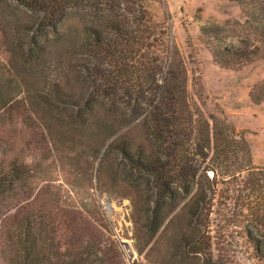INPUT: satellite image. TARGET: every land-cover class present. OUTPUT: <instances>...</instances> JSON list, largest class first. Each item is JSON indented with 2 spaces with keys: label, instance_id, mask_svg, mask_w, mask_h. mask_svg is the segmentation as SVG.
<instances>
[{
  "label": "trees",
  "instance_id": "trees-1",
  "mask_svg": "<svg viewBox=\"0 0 264 264\" xmlns=\"http://www.w3.org/2000/svg\"><path fill=\"white\" fill-rule=\"evenodd\" d=\"M153 1L0 0V32L12 54L0 75V122L30 127L25 138L39 145L41 130L49 153L86 143L101 155L93 166L100 187L141 197L137 246L151 245L169 215L182 214L189 234L173 241L172 264H233L216 255L212 234L220 187L229 186V199L242 184L241 221L231 223L246 236L248 264H264V168L226 123L193 112L186 68ZM229 1L245 21L203 34L219 65L241 69L264 60V0ZM73 18L82 28L68 33ZM251 98L264 103V80ZM133 129H143L147 144L130 136ZM12 155L0 152L3 264H125L114 234H104L83 203L43 188L42 178L35 197L42 165ZM224 207L232 221L235 211Z\"/></svg>",
  "mask_w": 264,
  "mask_h": 264
},
{
  "label": "rangeland",
  "instance_id": "rangeland-1",
  "mask_svg": "<svg viewBox=\"0 0 264 264\" xmlns=\"http://www.w3.org/2000/svg\"><path fill=\"white\" fill-rule=\"evenodd\" d=\"M151 10L156 20L166 27L168 44L184 63L193 112L200 111L206 119L214 116L226 123L232 128L234 138L243 137L250 145L253 164L264 168V103L256 105L251 98L254 87L264 80V60L241 69L222 67L214 60L209 40L203 34L204 28L222 27L232 21L244 22L240 6L229 0H155L151 2ZM81 28L79 19L73 18L64 29L73 33ZM11 55V49L0 32V75L2 69H9ZM35 75L40 82L39 69ZM46 78L54 81L57 76L49 72ZM30 129L7 121L0 122V152L7 149L10 154L13 153L14 159L42 165L32 185L35 197L40 192L42 180H47L48 183L42 184L43 188L52 186L51 191L61 193L66 200L83 203L103 233L110 231L114 234L125 264H172L169 258L174 252L173 241L189 234L182 214L169 215L151 245L137 246V232L144 224L141 197L132 191L100 187L93 166L97 170L101 155L97 158L86 143L57 145L58 151L49 153L41 130L40 145L34 139L26 140L24 133H30ZM144 134L143 129H133L130 136L137 143H146ZM210 175L213 173L210 172ZM236 183L239 185L240 182L233 185ZM228 188L222 185L218 197L219 215L212 234L216 255L225 256L233 264H248L246 236L231 223L241 221L240 206H236L243 201L246 193L241 184L234 187V192L226 199ZM226 203L230 206L228 210L232 209V215L235 211L236 217L232 221L223 217ZM0 264H3L1 258Z\"/></svg>",
  "mask_w": 264,
  "mask_h": 264
},
{
  "label": "water",
  "instance_id": "water-1",
  "mask_svg": "<svg viewBox=\"0 0 264 264\" xmlns=\"http://www.w3.org/2000/svg\"><path fill=\"white\" fill-rule=\"evenodd\" d=\"M123 245L126 246V247H129L128 243L123 242Z\"/></svg>",
  "mask_w": 264,
  "mask_h": 264
}]
</instances>
